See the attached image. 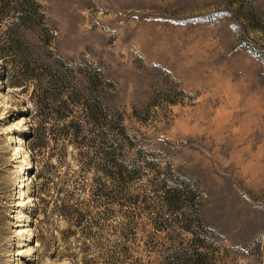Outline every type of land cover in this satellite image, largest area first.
I'll list each match as a JSON object with an SVG mask.
<instances>
[{
  "label": "rangeland",
  "instance_id": "374dc122",
  "mask_svg": "<svg viewBox=\"0 0 264 264\" xmlns=\"http://www.w3.org/2000/svg\"><path fill=\"white\" fill-rule=\"evenodd\" d=\"M24 1L0 0V264H264V0Z\"/></svg>",
  "mask_w": 264,
  "mask_h": 264
},
{
  "label": "trees",
  "instance_id": "16d2710c",
  "mask_svg": "<svg viewBox=\"0 0 264 264\" xmlns=\"http://www.w3.org/2000/svg\"><path fill=\"white\" fill-rule=\"evenodd\" d=\"M24 5H25V11L28 13H32L34 18L37 19L38 21L41 19L40 15L37 13L36 8H35V2L32 0H25L24 1ZM34 20V19H32ZM251 25L255 28H260L262 30L264 25H259L256 21V23L254 21L251 22ZM19 41H15L14 44L16 46V49L19 51ZM250 52L256 56H259L262 61L264 62V51H260L257 50L255 48H249ZM44 70H47L48 72H50V75L52 77H50L51 81H59L60 79H62V74L60 69H53L51 67H44ZM25 69L28 72L27 74L29 75H33V73H31L32 71H29V67L28 65H25ZM72 73V71L70 72ZM35 76V75H33ZM38 77V76H36ZM39 78V77H38ZM89 82L92 83L93 85V89H92V94H93V98L92 99H87L86 100V111H87V117L90 119H94L95 117H103V118H108V117H114V113L111 110V108L109 107V105L106 104V94H104V89L103 86H106L100 77V74L98 72H92L91 75H89ZM111 119V120H112ZM32 150V149H30ZM108 153L104 154V158L103 160L106 162V164L111 165V166H115L114 161ZM175 200V199H174ZM170 203H172L171 200H169Z\"/></svg>",
  "mask_w": 264,
  "mask_h": 264
}]
</instances>
